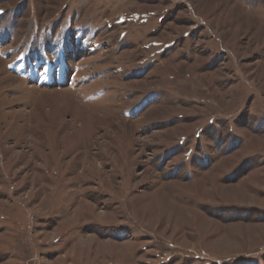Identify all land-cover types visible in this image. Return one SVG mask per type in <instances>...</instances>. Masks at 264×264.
<instances>
[{
  "label": "rangeland",
  "instance_id": "1",
  "mask_svg": "<svg viewBox=\"0 0 264 264\" xmlns=\"http://www.w3.org/2000/svg\"><path fill=\"white\" fill-rule=\"evenodd\" d=\"M0 264H264V0H0Z\"/></svg>",
  "mask_w": 264,
  "mask_h": 264
},
{
  "label": "bare ground",
  "instance_id": "2",
  "mask_svg": "<svg viewBox=\"0 0 264 264\" xmlns=\"http://www.w3.org/2000/svg\"><path fill=\"white\" fill-rule=\"evenodd\" d=\"M82 49H84V47H82ZM81 49V50H82ZM94 51H95V49H94ZM67 58V57H66ZM66 58H65V60H66ZM84 59V58H83ZM65 60H62V62H61V64L63 63L64 64V67H63V65H62V71L64 72V73H62V77L63 78H66L65 80L63 79V81L65 82V83H67V85H69L70 84V82H74V79H73V72H71V69H72V65H71V67H70V65H68L67 66V64H66V62H65ZM85 60V59H84ZM78 65H79V63H77ZM70 67V68H69ZM60 69V70H61ZM61 71V72H62ZM71 72V73H70ZM72 87V86H71ZM72 88H74V87H72ZM81 92V91H80ZM81 94V93H80ZM103 94V95H102ZM103 97V96H105V94L103 93V92H100V93H98V94H85V98L88 100V101H90L92 98H99V97Z\"/></svg>",
  "mask_w": 264,
  "mask_h": 264
}]
</instances>
